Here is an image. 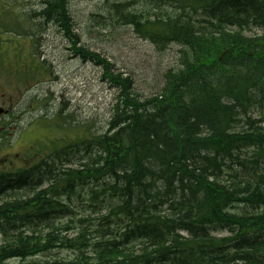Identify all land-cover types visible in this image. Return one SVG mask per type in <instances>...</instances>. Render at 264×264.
Returning a JSON list of instances; mask_svg holds the SVG:
<instances>
[{
    "label": "trees",
    "instance_id": "trees-1",
    "mask_svg": "<svg viewBox=\"0 0 264 264\" xmlns=\"http://www.w3.org/2000/svg\"><path fill=\"white\" fill-rule=\"evenodd\" d=\"M68 1L45 0L43 11L2 19L0 60L4 36L34 41L45 24H60L74 53L105 67L118 101L105 132L77 131L68 146L59 137L41 150L62 149L0 173V264L57 247L75 256L21 264H264V0H154L175 1L179 12H122L155 44L183 47L182 68L168 70L163 91L147 99L130 90L131 77L79 44ZM255 28L259 34H248ZM250 146L251 162L242 157ZM75 158L80 166L58 167ZM86 187L92 205L107 203L97 239L86 213L58 221ZM221 229L229 234L215 236Z\"/></svg>",
    "mask_w": 264,
    "mask_h": 264
},
{
    "label": "rangeland",
    "instance_id": "rangeland-1",
    "mask_svg": "<svg viewBox=\"0 0 264 264\" xmlns=\"http://www.w3.org/2000/svg\"><path fill=\"white\" fill-rule=\"evenodd\" d=\"M44 2L45 0H0V23L2 19L8 18L12 22L27 13L43 11ZM161 2L156 4L154 0H69L67 6L74 23L72 29L74 33L78 32L80 37L79 44L111 62L110 70L114 74L120 73L122 78L131 77L130 90L142 99L153 97L163 91L168 70L182 68L180 57L183 47L176 43L155 44L144 37L140 29L127 21L128 19H122L121 15L122 12L147 10L145 13L152 18L153 12L157 11L163 17L179 12L175 1L170 6ZM116 4L121 6L117 7ZM185 6H182L180 11L188 14ZM43 27L34 41L29 37L13 40L4 36L5 42L8 40V43L0 60V105L3 100L13 104L11 111L13 118L8 119L10 124L7 138L4 137L6 132L0 136V142H8L9 146L5 143L1 147L0 158L11 156L10 158L21 164L27 159L23 167L39 163L45 157V152L48 154L62 149L63 145L58 144L50 150H41L43 146H53L52 143L59 137L66 139L65 144L68 146L77 140L78 136H74L77 131L82 134L81 138L87 133L105 132L120 93L115 83L104 77L105 67L102 64L91 58H84L77 52L74 53L73 42L60 24H45ZM257 33H260L257 28L248 32ZM33 61L36 65L42 61L41 71L33 68L26 71ZM28 76H38V79L33 81ZM253 116L262 117L260 110H253ZM58 120L63 121V124L72 130L57 128L55 124ZM73 128L78 130L73 131ZM254 149V147L247 149L250 150L248 154L247 150H242V157L245 158L246 154L248 161L251 162ZM208 153L211 155H208L210 158L212 154H217L215 149ZM36 154L39 156L33 158ZM81 154L84 162L85 151ZM80 163V160L75 158L69 163L59 162L58 167H77L81 165ZM251 165L249 163V169L252 168ZM263 165L264 161L260 166ZM88 188L83 190L81 197H73L72 212H66L69 213L66 216L60 215L58 221L77 219L79 215L86 213L91 219L86 225L90 231L89 237L97 239L100 234L101 217L107 212V203L98 199V202L92 205ZM66 204L70 205L68 200ZM119 227L123 229V226L117 228ZM218 234L225 235L227 232L219 231ZM99 238L105 239L103 236ZM1 244L3 239L0 233ZM74 256L71 249L57 247L28 256L24 260L9 257L6 263L44 262L56 258L71 259Z\"/></svg>",
    "mask_w": 264,
    "mask_h": 264
},
{
    "label": "flooded vegetation",
    "instance_id": "flooded-vegetation-1",
    "mask_svg": "<svg viewBox=\"0 0 264 264\" xmlns=\"http://www.w3.org/2000/svg\"><path fill=\"white\" fill-rule=\"evenodd\" d=\"M3 105L2 106H0V110L2 109L3 111H2V113L0 114V116H2V115H4V114H9L10 113V110L12 109V105L11 104H9L8 105V108H6V101H3V103H2ZM0 125H1V123H0ZM1 127V126H0ZM2 128V127H1ZM4 128V127H3ZM3 128H2V130H3ZM0 163H4V166L6 167V168H16L18 165H19V163L17 162V161H12V160H9L8 158H4V159H1L0 160ZM7 164H9L8 165V167H7Z\"/></svg>",
    "mask_w": 264,
    "mask_h": 264
},
{
    "label": "bare ground",
    "instance_id": "bare-ground-1",
    "mask_svg": "<svg viewBox=\"0 0 264 264\" xmlns=\"http://www.w3.org/2000/svg\"><path fill=\"white\" fill-rule=\"evenodd\" d=\"M210 87V86H209ZM242 112V111H241ZM243 113V112H242ZM239 117V116H238ZM248 116H247V114L246 113H243V114H241L240 115V119L239 120H241L242 121V123L244 122V118L246 119V121H247V118ZM238 122V121H237ZM241 123V122H240ZM253 146V145H252ZM251 147V146H250ZM129 169V168H128Z\"/></svg>",
    "mask_w": 264,
    "mask_h": 264
}]
</instances>
